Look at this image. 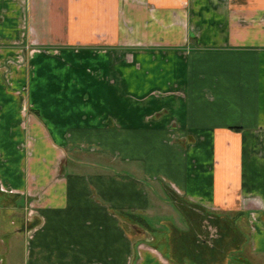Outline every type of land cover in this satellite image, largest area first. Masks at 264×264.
Instances as JSON below:
<instances>
[{
	"label": "crops",
	"instance_id": "obj_1",
	"mask_svg": "<svg viewBox=\"0 0 264 264\" xmlns=\"http://www.w3.org/2000/svg\"><path fill=\"white\" fill-rule=\"evenodd\" d=\"M0 264H264V0H0Z\"/></svg>",
	"mask_w": 264,
	"mask_h": 264
},
{
	"label": "rangeland",
	"instance_id": "obj_2",
	"mask_svg": "<svg viewBox=\"0 0 264 264\" xmlns=\"http://www.w3.org/2000/svg\"><path fill=\"white\" fill-rule=\"evenodd\" d=\"M236 119H238L239 116H237V113L235 114ZM184 147V146H183ZM30 226V225H29ZM8 230H12L10 226H7ZM6 228V229H7ZM24 244V239L23 238H14L10 242V245L13 246V253H12V258L17 260L19 259V254L20 251L23 250L22 245Z\"/></svg>",
	"mask_w": 264,
	"mask_h": 264
},
{
	"label": "built area",
	"instance_id": "obj_3",
	"mask_svg": "<svg viewBox=\"0 0 264 264\" xmlns=\"http://www.w3.org/2000/svg\"><path fill=\"white\" fill-rule=\"evenodd\" d=\"M28 206L26 208L27 223H28V221H31L35 217V211ZM36 229H37L36 226H33V227L27 226L25 228V234L28 236V238H31Z\"/></svg>",
	"mask_w": 264,
	"mask_h": 264
},
{
	"label": "trees",
	"instance_id": "obj_4",
	"mask_svg": "<svg viewBox=\"0 0 264 264\" xmlns=\"http://www.w3.org/2000/svg\"><path fill=\"white\" fill-rule=\"evenodd\" d=\"M31 227H33V225Z\"/></svg>",
	"mask_w": 264,
	"mask_h": 264
}]
</instances>
